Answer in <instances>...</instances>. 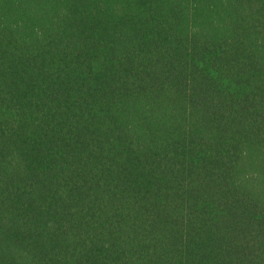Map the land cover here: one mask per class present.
<instances>
[{
	"label": "trees",
	"instance_id": "obj_1",
	"mask_svg": "<svg viewBox=\"0 0 264 264\" xmlns=\"http://www.w3.org/2000/svg\"><path fill=\"white\" fill-rule=\"evenodd\" d=\"M0 264H264V0H0Z\"/></svg>",
	"mask_w": 264,
	"mask_h": 264
}]
</instances>
